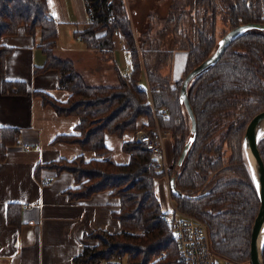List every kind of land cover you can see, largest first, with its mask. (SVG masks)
Returning <instances> with one entry per match:
<instances>
[{"label": "trees", "instance_id": "obj_1", "mask_svg": "<svg viewBox=\"0 0 264 264\" xmlns=\"http://www.w3.org/2000/svg\"><path fill=\"white\" fill-rule=\"evenodd\" d=\"M84 3L88 22L76 35L86 46L112 48L115 30L125 37L132 67L116 85H91L72 60L55 55L58 26L48 12L47 0H0V72H4L6 55L12 50L4 44L3 36L17 33L20 25L31 34L39 29L46 60L38 69L57 68L59 85L70 94L61 101L45 91L35 92L59 114H76L80 119L75 132L58 135L54 141L79 144L98 155L90 159L84 153L71 159L58 158L40 164L37 170L47 167L56 175L71 172L75 185L67 193L72 200L108 189L119 197V208L112 216L119 220L120 229L110 232L95 228L85 234L96 242L84 244L74 260L79 264H95L102 258L124 264L179 261L173 230L162 218L169 211L162 208L155 191L156 179L165 172L156 170L152 152L141 142L123 141L122 148L130 159L118 163L105 141L106 132L122 135L137 127H150L156 116L173 134L169 175L175 176L176 186L183 193H172L178 208L205 222L216 253L232 262L251 264V231L260 197L244 138L250 120L264 110V0H171L164 17L160 19L151 10L142 27L134 23L126 0ZM246 23L258 26L235 37L216 63L189 82L196 133L185 158L178 163L193 135L191 118L180 99L182 81L215 51L226 32ZM168 36L173 38L174 49L187 51L182 75L174 80L164 72L171 69L174 58V49L163 47ZM143 76L149 91L138 86ZM2 91L24 93L26 84L4 79ZM164 111L170 116L165 117ZM19 138L20 128L0 125V161ZM259 148L264 159V135ZM15 208L16 204L8 206L10 220Z\"/></svg>", "mask_w": 264, "mask_h": 264}, {"label": "crops", "instance_id": "obj_2", "mask_svg": "<svg viewBox=\"0 0 264 264\" xmlns=\"http://www.w3.org/2000/svg\"><path fill=\"white\" fill-rule=\"evenodd\" d=\"M83 1L47 0L48 12L58 26L54 53L72 60L89 84L116 85L120 76H127L132 67L131 56L129 60L125 55L128 52L126 41L119 36L113 37L112 48L86 46L76 35V31L81 30L76 29V24L83 29L88 22ZM61 26L66 27L65 32L61 31ZM2 40L12 50L6 55L4 72H0V125L20 128V138L0 161V264H79L74 257L84 244L93 243L85 234L95 228L110 232L120 229L119 220L112 216V211L119 208V197L108 189L72 200L67 193V189L75 185L71 172L56 175L47 167L37 170L40 164L58 158L71 159L84 153L90 159L98 155L93 150L82 149L79 144L54 141L58 135L75 132L80 119L76 114H59L35 92L45 91L61 101L70 94L60 87L57 68L38 69L46 60L40 30L31 34L20 25L17 33L5 35ZM4 79L24 81L26 91L4 93ZM133 133L130 130L122 135L106 132L105 141L116 162L129 161L130 155L123 150L122 143L133 140ZM166 156L171 165V154ZM45 176L53 180L42 184ZM157 182L162 183V195ZM155 183L162 208L170 211L175 204L170 200L169 177H158ZM9 204H16L11 220Z\"/></svg>", "mask_w": 264, "mask_h": 264}, {"label": "built area", "instance_id": "obj_3", "mask_svg": "<svg viewBox=\"0 0 264 264\" xmlns=\"http://www.w3.org/2000/svg\"><path fill=\"white\" fill-rule=\"evenodd\" d=\"M119 36H122L121 31L115 30L113 37ZM138 86L149 91L147 80L139 82ZM164 116L169 117V112L164 111ZM165 136V130L155 124L150 127L138 128L134 134V139L152 152L156 170H163L167 174L171 166L168 164L165 155ZM25 147L32 146L26 145ZM52 180V177L45 176L41 179V183L48 184ZM162 218L172 228L177 242L179 261L175 264H240L223 258L213 250L207 225L199 217L182 212L175 206L169 213H163ZM119 263L121 262L111 263L103 258L95 262V264Z\"/></svg>", "mask_w": 264, "mask_h": 264}, {"label": "water", "instance_id": "obj_4", "mask_svg": "<svg viewBox=\"0 0 264 264\" xmlns=\"http://www.w3.org/2000/svg\"><path fill=\"white\" fill-rule=\"evenodd\" d=\"M256 23H246L239 25L228 32H226L218 41V45L215 51L209 55L204 61H202L199 65H197L194 69H192L183 79L180 91V99L181 102L185 105L189 116L191 118V131L192 136L186 142L182 153L179 157L178 163H181L185 158L187 151L194 139L196 133V118L192 106L189 101L188 96V85L191 79L200 73L202 70L207 68L208 66L216 63L226 47L230 44V42L241 33H243L246 29H250L253 27H257ZM264 119V110H261L253 118L247 125L245 131L244 138V146L246 150V155L250 164L251 172L257 186L259 197H260V206L258 210V214L254 221L252 231H251V242H250V262L251 264H264L263 260V250H264V239L262 243V247L260 250V238L262 232L264 230V159L260 152L259 148V139L262 137H258L257 128L259 123ZM248 148H250L252 155L254 156L255 163L252 164L251 158L248 154ZM169 186L171 193L176 196H182L183 193L176 186V178L172 175L169 179Z\"/></svg>", "mask_w": 264, "mask_h": 264}, {"label": "rangeland", "instance_id": "obj_5", "mask_svg": "<svg viewBox=\"0 0 264 264\" xmlns=\"http://www.w3.org/2000/svg\"><path fill=\"white\" fill-rule=\"evenodd\" d=\"M126 2L128 3V8H130V10H131L130 15L132 16L134 23L136 24L137 27H140V26L142 27V26H144L146 24V16H147L148 12L151 11V10H153L155 12V14L157 15V17H159L160 19L162 17H164L165 14H166V11H167V6L171 2V0H133V1L126 0ZM76 25L78 26V27H76V29H82V27H83L80 24H76ZM60 29L63 32L66 31V27L61 26ZM124 39H125V37H124ZM163 47L164 48H168V49H174V41H173V38L171 36H168L165 39ZM139 50H140V48H139ZM125 55H127V58L130 60V54L128 52H125ZM186 55H187V51L186 50L174 49V58H173L171 69H169V70L165 69L164 70V72H166V73L169 72L172 75L173 80L176 77L179 78L182 75V71H183V68H184L185 60H186ZM142 79L143 80H147L145 76ZM148 120H149L148 117H144V121L145 122H148ZM155 124H158L166 132V136H165V155L166 154L167 155L171 154V156H173V138H172L173 134H172V130L162 127L160 125V123H159L158 117H156V116H155L154 125ZM138 128H140V127H137L135 130H130V131L134 132L133 134H135V132H136V130ZM134 140H136V139H134ZM166 159H167V156H166ZM167 162H168V160H167ZM170 166H172V164ZM169 171H168L167 174H165L168 177H170ZM161 184H162L161 182H157V187L159 186V192L162 195ZM157 187H156V183H155V190H156ZM170 194H171L170 195V200L178 208L176 200L172 197L171 190H170ZM170 206L172 207L171 203H170ZM185 213H187V212H185ZM88 240L93 241V243L96 242V239H90L89 238ZM119 264H124V262H121ZM241 264H249V262L241 263Z\"/></svg>", "mask_w": 264, "mask_h": 264}, {"label": "bare ground", "instance_id": "obj_6", "mask_svg": "<svg viewBox=\"0 0 264 264\" xmlns=\"http://www.w3.org/2000/svg\"><path fill=\"white\" fill-rule=\"evenodd\" d=\"M257 133H258V137H261L264 135V119L259 123L258 128H257ZM248 154L251 158L252 164L255 163V159L254 156L251 153L250 148H248ZM263 239H264V230L262 232L261 238H260V250L262 247V243H263Z\"/></svg>", "mask_w": 264, "mask_h": 264}]
</instances>
